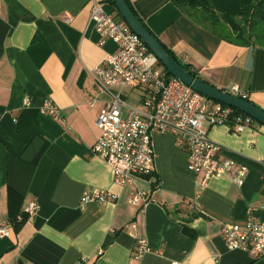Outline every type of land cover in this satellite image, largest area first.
Segmentation results:
<instances>
[{
  "label": "crops",
  "instance_id": "0c3cea01",
  "mask_svg": "<svg viewBox=\"0 0 264 264\" xmlns=\"http://www.w3.org/2000/svg\"><path fill=\"white\" fill-rule=\"evenodd\" d=\"M98 1L118 17L110 0ZM129 1L198 78L221 90L237 84L264 110L263 46L227 42L172 0ZM90 7L91 0H0V219L10 224L0 237V264H217L215 256L218 264H264L227 249L221 237L223 222L240 224L248 212L264 221L263 125L236 133L230 125L205 124L224 155L247 167L241 185L226 174L202 184L173 136L154 133V170L134 180L151 193L141 211L129 202V189L113 183L105 161L90 152L107 99L103 93L89 105L96 95L91 72L117 49L111 40L100 43ZM124 92L140 106V86ZM45 99L57 106L63 124L40 111ZM93 188L117 198L81 203ZM29 200L37 211L15 229L9 219ZM139 239L147 250L136 256Z\"/></svg>",
  "mask_w": 264,
  "mask_h": 264
},
{
  "label": "built area",
  "instance_id": "2783aa9c",
  "mask_svg": "<svg viewBox=\"0 0 264 264\" xmlns=\"http://www.w3.org/2000/svg\"><path fill=\"white\" fill-rule=\"evenodd\" d=\"M89 16L100 43L111 40L117 47L114 52L106 53L103 65L91 72L96 95L89 100V105L92 106L100 94H106L107 99L102 101L96 117L100 134L90 152L109 166L115 185L129 189V202L141 211L151 197L149 191L135 187L134 180L149 176L154 170V133L173 136L175 146L186 153L188 169L202 174V184L214 175L226 174L241 185L247 167L224 155L222 146L209 137L205 124L208 127L230 125L233 132L239 133L251 129L255 120L245 114L231 116L230 110L221 103L206 98L173 76H166L145 43L122 19L107 14L100 1L91 0ZM134 84L141 88L140 106L128 103L124 95V89ZM223 91L248 99L237 84ZM23 102L28 105V98ZM40 111L64 123L50 99L43 101ZM116 198L109 191L93 188L84 191L80 201L106 203ZM36 211L37 203L29 200L21 213L30 217ZM16 219L21 220V214ZM9 225L0 219V237L8 235ZM221 237L227 249L243 250L252 257L264 259V221L249 212L240 224L223 222ZM146 250L145 241L139 239L135 255ZM214 261L218 264V257L215 256Z\"/></svg>",
  "mask_w": 264,
  "mask_h": 264
},
{
  "label": "trees",
  "instance_id": "16d2710c",
  "mask_svg": "<svg viewBox=\"0 0 264 264\" xmlns=\"http://www.w3.org/2000/svg\"><path fill=\"white\" fill-rule=\"evenodd\" d=\"M125 1L132 12L145 25L142 19L137 15L130 1ZM110 2L114 5L112 0H110ZM172 2L183 13L195 17L197 16L199 22L211 26L213 30L227 42L237 45L246 46L254 44L264 47V0H172ZM117 16L122 19L118 12ZM165 49L187 71L197 76L194 70L190 69L188 65L182 64L169 49L166 47ZM159 65L163 68L166 76H171L160 62ZM222 105L230 110L229 115L244 116L239 110L224 104ZM20 214L21 220H17V216L9 219L11 225L15 227V229H18L23 221L27 219L26 214Z\"/></svg>",
  "mask_w": 264,
  "mask_h": 264
},
{
  "label": "water",
  "instance_id": "95a60500",
  "mask_svg": "<svg viewBox=\"0 0 264 264\" xmlns=\"http://www.w3.org/2000/svg\"><path fill=\"white\" fill-rule=\"evenodd\" d=\"M118 14L155 55L160 64L174 78L180 80L194 91L206 98L239 110L243 114L264 126V110L247 100L232 96L221 89L215 88L204 80L192 75L175 58L167 52L159 40L148 30L141 20L132 12L125 0H112Z\"/></svg>",
  "mask_w": 264,
  "mask_h": 264
},
{
  "label": "rangeland",
  "instance_id": "374dc122",
  "mask_svg": "<svg viewBox=\"0 0 264 264\" xmlns=\"http://www.w3.org/2000/svg\"><path fill=\"white\" fill-rule=\"evenodd\" d=\"M124 95H125L126 100H128L129 103L132 102L131 96L128 98L127 95L125 94V92H124Z\"/></svg>",
  "mask_w": 264,
  "mask_h": 264
}]
</instances>
